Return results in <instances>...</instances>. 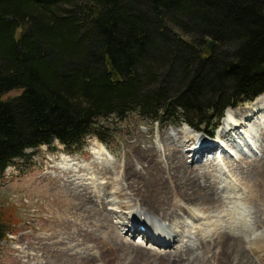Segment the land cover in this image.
<instances>
[{
  "label": "trees",
  "instance_id": "16d2710c",
  "mask_svg": "<svg viewBox=\"0 0 264 264\" xmlns=\"http://www.w3.org/2000/svg\"><path fill=\"white\" fill-rule=\"evenodd\" d=\"M262 94L264 0H0V177L41 146L107 143L132 114L213 134Z\"/></svg>",
  "mask_w": 264,
  "mask_h": 264
},
{
  "label": "bare ground",
  "instance_id": "6f19581e",
  "mask_svg": "<svg viewBox=\"0 0 264 264\" xmlns=\"http://www.w3.org/2000/svg\"><path fill=\"white\" fill-rule=\"evenodd\" d=\"M260 114L264 115V95L245 109L228 111L223 129L212 143L189 133V136L185 135L188 141L180 145L175 143V138L163 135V150L149 147L140 151L131 146L134 165L125 158L124 164L119 166L123 172L120 178L114 177L109 167L117 166L116 162L110 160V157L115 159V156L105 146L99 145L92 149L93 157L96 163L103 165L100 169L102 178L112 181L111 184L109 180L105 184L101 183L100 193L94 196L89 190L92 184L85 182L93 180L80 179L75 175L88 170L94 163L87 167L68 164L70 161L63 159L68 163L58 169L67 180L58 182L73 201L71 214H82L87 220L94 219L95 222H89L90 226L98 227L101 232L98 235L88 233L94 238L89 242L84 238L70 246H66L65 241L52 244V248L57 247L53 258L58 257L59 262L65 259L58 264H96L97 261L106 264L108 253H117V259L122 260L124 253L128 252L130 257L133 253L136 259L139 256L148 257L152 260L151 264H213L214 260L215 264H264V217L257 215L262 211L258 206L264 205V128L259 124L261 117L257 116ZM251 126L258 131L256 137L261 143L258 149L260 154L256 148L249 146L248 138L253 135L249 129ZM242 142L247 145L246 149L257 155L253 156V160H246L244 156L237 168L244 177L241 178L247 185V191L251 189L247 199L238 181L230 178L215 158L217 153L225 157V154L229 155L227 151L233 150L244 155L242 151L246 150L241 146ZM160 155L163 161L159 160ZM195 159L198 161L194 163ZM239 176L235 172L233 177L241 179ZM108 184L113 185L112 188ZM171 190L181 195L184 203L206 204L213 211L208 214L195 209L197 215H193L185 207L179 206L177 211L169 213L166 201ZM133 196L142 199L133 200ZM247 203L257 205V210L252 207L250 210ZM137 204L141 205L140 211ZM109 206H119L128 222L113 223L111 214H117L118 211L115 213ZM154 217L170 222L169 231L163 227H151L147 218ZM141 224L144 230L139 227ZM124 229H127L128 236L140 234L145 241L151 240L159 247L172 248L174 251L159 253L156 249L146 248L145 244L129 242L122 237ZM45 248L39 247L44 258L47 254ZM119 253L123 254L122 257ZM123 259L128 260L126 264H138L133 258Z\"/></svg>",
  "mask_w": 264,
  "mask_h": 264
},
{
  "label": "rangeland",
  "instance_id": "374dc122",
  "mask_svg": "<svg viewBox=\"0 0 264 264\" xmlns=\"http://www.w3.org/2000/svg\"><path fill=\"white\" fill-rule=\"evenodd\" d=\"M18 94H20L19 91H12L7 94L5 98H12ZM252 103L253 102L242 103L237 110H242L243 108L245 109L251 106ZM227 115L228 112L226 113V116ZM257 117H263L262 119L259 118V121H261L259 124H261V127L264 128V115L260 114ZM172 121V123L167 122L165 125L155 124L142 119L137 114H132L124 121L116 124L114 122L113 124L111 120L106 121L104 123L105 127L112 131V133L109 132L112 136L108 137L106 144H103L106 145L107 147H105L111 151L113 156H115V159L110 157V160L117 163L116 167L112 165L109 166L111 168L112 175L116 178L121 177L123 172L119 166L124 164L125 158L128 159V162H130L132 166L134 165L132 163L135 158H133L131 146H135L134 148H137L140 151L142 149H149V147L163 150V144L161 143V138L163 135L175 138V143L179 145L181 142H187L188 140L186 139V136H189L190 134L196 138H205L203 133H196L189 127L182 125V123L178 122L177 120ZM220 125H222V121L220 122ZM249 129H251V134H253L252 138L253 136L254 138H248V140L250 141L253 148H256L258 151L261 145L259 142L260 139L258 141L256 137L258 131H256L257 129L254 126L249 127ZM100 144L101 142L98 139L92 137L86 140L83 147L77 148L76 150L66 149L58 142H55L51 147L41 146L38 149L29 150L25 159L16 160L14 164L6 170L5 174L0 177V213H6L5 216H8L7 218L11 220V225L9 226L13 231V234L8 236L9 238L7 237L8 240L0 242V264H58L65 259H62L59 262L58 257L53 258L55 251H57V247L52 248V246H54L52 244L59 243V241H65L64 244L66 246H70L78 239L82 240L85 238L87 242L93 241L94 238L87 235L88 233L97 235L100 234L101 231L98 227L90 226L89 222H95L94 219L87 220L86 216H83L82 214H78L76 216H74L75 214H71V205L73 201L68 196L67 190L62 188V184L59 183L62 181V179L67 180V178L64 177L63 173H61V170L58 169V167H62L68 163L63 159H67L71 162L68 164L87 167L94 163L93 166L89 167L90 170H82L80 173H76L75 175L80 179H92L93 181H85L89 185L90 183L92 184L90 185L89 190L93 192V196L96 193H100V184H105L109 180L102 178L103 175L100 174V169L103 167V165L96 163V160L92 154V149ZM241 146L244 148V150H246L242 151L244 152V155H241L239 152H235L233 150L232 155L234 157L229 156L231 153L228 152L229 155L225 154L226 156L222 161H220L219 164H221V167L226 170L227 175L230 176V178H233L234 180L236 179L238 181L241 188L245 190L244 194L245 198L247 199L251 193H248V191H251V189L247 191V185H245V181L242 180L244 177L240 171H237V168L240 164L239 161L244 156H246V160H253L255 159L253 156L257 155L253 154L250 149H246L247 145H245L244 142H242ZM127 155H129V158ZM159 160L163 161L161 155ZM198 160L195 159L194 163ZM192 162L193 161H190V163ZM229 169H231V171H229ZM210 171L212 172L213 170L211 169ZM235 172L238 173V176L240 174L239 177L242 178L239 179L233 177ZM73 179L75 180L76 178ZM94 181L97 182L93 185ZM111 181L112 180H109L108 182L111 184ZM112 186L113 185L110 187L112 188ZM134 198H137L140 201L142 199L141 197L133 196L132 199L135 200ZM138 200H136L137 203H139ZM137 205L138 211H140L141 205ZM166 206L169 213L177 211L179 206L185 207L186 210H189L188 212L193 215H197L195 209L203 210L208 214L213 211V208L206 204L196 205L184 203L182 196L179 195L175 190H171L166 201ZM247 206L250 207V210L251 207L253 210H257V205L255 204L251 205L250 203H247ZM118 207L119 206H109L110 210L112 209L114 212L118 211L117 214H111L112 221L116 224H126L128 221L124 219L125 214L122 213L123 210ZM258 208L262 210L259 214H257L258 217L261 215L264 217V205H260ZM147 219H149V224H151V227H163L167 232L169 231L168 228L170 222L162 220L158 217ZM126 230L127 229H124V232L121 230L122 237L124 236L123 238H125V240L127 239L129 242L139 245L145 244L146 248L156 249L159 253L170 252V250L174 251L172 248L159 247L158 245L153 244L151 240L145 241V239L140 234L128 236V234H126ZM41 246L47 248H45L47 253L45 258L42 252H39V247ZM111 254H107V257L108 255L109 257L105 261L106 264H126L128 260H124L123 258H129V260L133 258V260L135 259L138 264H151L150 262H152V260L146 256H139L136 259L134 258L135 256L133 253L130 257L128 252L124 253L122 260L120 256L123 254L119 256L120 260L117 259V253L116 255H114V253ZM250 257L254 259L253 256L250 255ZM96 264H101V262L97 261ZM213 264H215V260L213 261Z\"/></svg>",
  "mask_w": 264,
  "mask_h": 264
},
{
  "label": "water",
  "instance_id": "95a60500",
  "mask_svg": "<svg viewBox=\"0 0 264 264\" xmlns=\"http://www.w3.org/2000/svg\"><path fill=\"white\" fill-rule=\"evenodd\" d=\"M215 45H216V43L214 41L209 40L208 43H207V46H206V48L204 50V53L206 55H210L212 50H213V48L215 47Z\"/></svg>",
  "mask_w": 264,
  "mask_h": 264
}]
</instances>
